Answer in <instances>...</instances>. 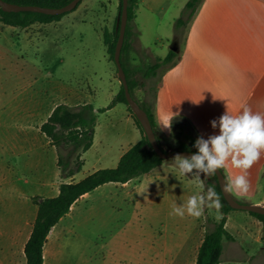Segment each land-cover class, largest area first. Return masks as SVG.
Instances as JSON below:
<instances>
[{
    "label": "rangeland",
    "instance_id": "rangeland-1",
    "mask_svg": "<svg viewBox=\"0 0 264 264\" xmlns=\"http://www.w3.org/2000/svg\"><path fill=\"white\" fill-rule=\"evenodd\" d=\"M180 4L138 2L136 29L124 61L140 81L134 94L142 102L152 105L153 95L161 93L151 89L158 81L155 76H144L147 65L164 59L172 46H177V54L186 48L185 26L178 31L176 25L184 10L179 11ZM119 5L120 0H82L60 20L25 28L0 21V264H25L23 244L36 218L35 197L52 192L68 178L55 169L57 147L41 130L54 105L87 102L95 107L93 144L87 150L76 148L71 158V167L79 158L85 162L75 179L98 166L110 167L113 157L142 137L126 103L99 110L111 103L122 84L104 41V31L114 29ZM247 39L242 47L230 48L205 32L197 34L192 53L196 80L185 77L173 84L177 107L188 118L175 116L169 130L160 117L158 133L167 151L188 141L189 134L196 139L219 134L211 121L227 108L233 115L244 107L264 114V83L256 86L262 62L254 52L262 45L254 41L258 38ZM143 85L147 93L139 90ZM247 97L252 98L245 103ZM173 158L133 178L126 188L95 190L82 211L62 222L68 226H59V236L52 233L46 264H194L205 231L223 214L221 209L209 214L205 208L199 218L169 215L174 204L180 206L200 191L194 176L178 174ZM248 179V196L234 197L264 206V154L249 169ZM215 182L201 174L205 192ZM230 213L232 238L224 239V258L264 264L263 224L247 220L243 215L252 214L246 209Z\"/></svg>",
    "mask_w": 264,
    "mask_h": 264
},
{
    "label": "trees",
    "instance_id": "trees-1",
    "mask_svg": "<svg viewBox=\"0 0 264 264\" xmlns=\"http://www.w3.org/2000/svg\"><path fill=\"white\" fill-rule=\"evenodd\" d=\"M12 3L19 4H38L49 7H60L66 5L72 0H6ZM128 24L126 29V37L122 49V64L127 73L128 82L132 95L134 89L140 85V81L132 76V71L126 66L124 54L128 51L130 41L136 29L137 5L139 0H128ZM79 2L77 7L80 5ZM200 0H189L183 10L182 16L177 19V27H182L187 24L193 16ZM76 7V8H77ZM75 8V9H76ZM73 9V10H75ZM123 9V0H120L119 14L116 19L113 30L104 31V41L108 48L110 58L114 60L117 41L120 34V16ZM71 12V11H69ZM47 14L38 11H5L0 5V21L5 24L28 27L35 22L49 23L60 20L65 14ZM177 55V51L170 49L167 56L155 63L148 64L144 69V76L149 78L155 76L158 69L164 64L172 62ZM115 61V60H114ZM137 99V98H136ZM139 103L147 110L151 119L152 125L156 132L158 141L164 151H167L162 146V139L158 133V124L155 119L152 107L146 102L137 99ZM119 102L129 103L125 94L123 84L111 103L104 108L99 109L104 111L112 108ZM131 108V107H130ZM131 111L133 112L132 108ZM95 107L92 103H85L78 106L60 103L52 111L49 118L42 124L41 130L47 134L52 143L56 145L59 154L58 164L67 175L72 176L80 171L85 164L84 159H78L74 167H71V158L76 148L82 147L87 150L93 144L95 123ZM134 114L135 122L141 129L142 137L134 143L121 157L119 163L115 167L100 168L88 174L78 181L63 182L60 185V192L53 197H35L38 204L37 215L33 224L31 235L25 245L26 264H44V246L47 242L48 235L51 229L65 216L72 205L84 194L95 190L97 187L108 182H128L129 180L149 172L153 168L161 165L165 158L161 157L154 149L145 130L137 116ZM188 141H181L177 149L198 151L194 145L197 140L193 135H187ZM66 150H69L66 152ZM215 183H212L215 191L218 193L222 203V217L218 222H215L212 228L206 230L203 241L199 247L195 264H219L224 250V239L232 238L226 228L227 215L234 208L225 198L221 186L218 182L217 174L212 176ZM263 222L264 214L249 211Z\"/></svg>",
    "mask_w": 264,
    "mask_h": 264
},
{
    "label": "crops",
    "instance_id": "crops-1",
    "mask_svg": "<svg viewBox=\"0 0 264 264\" xmlns=\"http://www.w3.org/2000/svg\"><path fill=\"white\" fill-rule=\"evenodd\" d=\"M145 1L146 3H148V0H145ZM188 1L189 0H181V4L179 6L180 12L185 8ZM184 26H185V32H184L185 38L184 39L187 41L186 48L185 49L182 48L181 50L182 52H178V54L174 57V59L172 60L170 64H168L167 66L165 65L162 66L160 73L157 72V74L155 75V79H157L158 81L155 87L153 86L151 88L154 91V93L156 92V90L161 89V93L159 97L158 96L156 97L155 95H153L154 97H153L152 105L151 103H148L152 107L158 127L160 126V122H161L160 117L167 121L173 120V118L178 115L188 118L187 113L184 111H181L177 107V102L175 98L176 96L173 90V84L177 82H183L185 80V77H188V79H192V82L196 80L194 73H195L197 64H196V60L192 56V53L194 51V46H193L195 42L194 40L197 37L198 33L205 32L210 36V39L217 40L219 41L221 45L230 47V48L242 47L243 45L242 41L248 40L247 38L249 37V35L253 38H258L257 40H254V41L256 42L257 45L258 43H260L262 46H259V48L258 46H256L254 52L256 55H258V57L260 56L262 65L260 68L261 78L259 79V82L257 83L256 86H259L261 83L262 84L264 83V62H263L264 60V0H200V3L197 6L193 16ZM180 30H181V27L178 28V31ZM168 53H166L165 57L167 56ZM144 86L146 85L141 86L139 90L142 91V93L144 92L147 93L143 89ZM236 93L240 94V91L237 89ZM251 98L252 97L244 98L245 103L250 102ZM61 103L69 104L71 106L81 105V104H74L70 102H61ZM58 104L53 106L52 111L55 109V107ZM52 111L50 112L49 116L51 115ZM171 124H172V121H171ZM50 142H52L51 139H50ZM54 146L56 147V145ZM126 151L119 153L117 157H113V164H110V167L117 166L122 155ZM100 158L102 159L103 156H100ZM58 160H59V154L57 151L55 169L61 172L63 170L59 166ZM100 168H105V166H98L97 168H94V170L89 172L88 174ZM78 173L79 171L76 172L72 176L67 175L68 178L61 181L60 184L57 185L55 189L52 190V192L49 193L47 191L46 193L38 195V196H41V197L57 196L60 192V185L63 182L78 181L88 175L86 174L83 177H79L75 179ZM130 182H132V179L129 180L128 182H108V183H105L97 187L95 190L97 189L99 190L107 186H114L116 188L118 187L126 188V185L129 184ZM95 190L84 194L77 201H75V203L71 207V210L65 216H63L61 220L51 229L48 235L47 242L44 246V257L46 255V246L48 244V241L50 240L52 233L54 234V236H59V233L61 230L59 226L60 225L61 227L68 226V225H65L64 223L62 224V222L66 218H70L69 221L72 220V218L74 217V214L82 211V208H84L82 205L84 203H87L90 200V197L93 195ZM256 203L259 204V202H256ZM36 206H37V211H38L37 203H36ZM86 207L88 206H85V211H87ZM243 216L247 220H252V222L258 224L259 226H261V223L263 224V222L254 215H243ZM227 217L228 218H227L226 228L228 229L229 222L234 217H232V214L230 212L228 213ZM71 225H72L71 227H73L74 224H71ZM31 232L23 244L24 254H25V245L31 235ZM224 248H225V245H224ZM237 260H240V261H237ZM249 260L253 261V259H249ZM195 263H196V260H195ZM241 263H244L243 259L224 258V250H223V253L221 256V262L219 264H241ZM25 264H26V261H25ZM44 264H46V259L44 260Z\"/></svg>",
    "mask_w": 264,
    "mask_h": 264
},
{
    "label": "clouds",
    "instance_id": "clouds-1",
    "mask_svg": "<svg viewBox=\"0 0 264 264\" xmlns=\"http://www.w3.org/2000/svg\"><path fill=\"white\" fill-rule=\"evenodd\" d=\"M172 121V120H171ZM171 121H163L164 128L171 129ZM213 129L218 128L219 134L205 139L200 136L194 147L198 150L190 157L177 154L173 161L180 176L195 177L200 191L191 195L180 206L175 204L169 215L199 218L205 208L211 214L215 209L219 214L222 203L213 187L203 190L201 174L214 176L217 170L224 173L223 191L236 198H245L250 190L248 172L264 154V114L253 112L244 107L239 114L233 115L227 111L218 119L211 121ZM230 169L239 170L233 175Z\"/></svg>",
    "mask_w": 264,
    "mask_h": 264
},
{
    "label": "water",
    "instance_id": "water-1",
    "mask_svg": "<svg viewBox=\"0 0 264 264\" xmlns=\"http://www.w3.org/2000/svg\"><path fill=\"white\" fill-rule=\"evenodd\" d=\"M80 1L81 0H72L66 5L60 7H49L38 4H19V3L8 2L6 0H0V5L5 11H38L47 14H62L75 9ZM128 5H129V1L123 0V9H122V14L120 16V34L114 54V60L118 69V76L121 79V82L124 86L128 103L132 108L133 112L135 113V115L137 116V118L139 119L140 123L142 124L145 133L148 136L150 142L152 143L154 149L157 151V153H159L161 157L166 159L170 157H175L177 154L185 157H190L196 151L182 150V149L164 151L162 149L147 110L132 95L128 82L127 73L122 64V49L125 42L126 29L128 24ZM171 48L175 51H178L177 46H172ZM223 176H224L223 171L217 170L218 182L221 186L222 191H223V181H224ZM223 194L227 199V201L230 203V205L235 209L237 208L246 209L248 211L264 214V206H262L261 204L242 203L238 201L234 196L225 194L224 191Z\"/></svg>",
    "mask_w": 264,
    "mask_h": 264
}]
</instances>
